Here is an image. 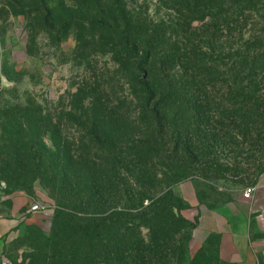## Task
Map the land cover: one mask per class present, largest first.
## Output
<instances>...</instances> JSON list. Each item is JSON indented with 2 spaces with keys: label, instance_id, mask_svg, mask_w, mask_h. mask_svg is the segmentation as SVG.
<instances>
[{
  "label": "rangeland",
  "instance_id": "rangeland-1",
  "mask_svg": "<svg viewBox=\"0 0 264 264\" xmlns=\"http://www.w3.org/2000/svg\"><path fill=\"white\" fill-rule=\"evenodd\" d=\"M85 3L0 0V223L10 225L0 234V264L70 262L78 233L59 209L92 221L112 209L149 213L141 223L117 220L92 243L128 239L136 251L153 249L151 264H229L218 240L191 241L179 189L192 183L212 205L264 181V0H112L124 16L113 31L78 25ZM130 16L154 47L150 64L139 37L119 36ZM243 57L254 65L240 76ZM148 69L158 95L170 81L178 90L166 115H142L129 89ZM98 101L107 111L118 102L129 109L109 118L111 134L90 124ZM29 104L36 109L19 125L16 106ZM86 162L108 165L96 171ZM41 179H57L56 198ZM162 194L180 210L157 200ZM35 202L41 207L31 212Z\"/></svg>",
  "mask_w": 264,
  "mask_h": 264
},
{
  "label": "trees",
  "instance_id": "trees-1",
  "mask_svg": "<svg viewBox=\"0 0 264 264\" xmlns=\"http://www.w3.org/2000/svg\"><path fill=\"white\" fill-rule=\"evenodd\" d=\"M78 4H82L85 2H89L86 7H80L79 9V19L77 21V24L81 27H89V28H102L103 30H110L113 31L112 27H116L117 29L121 26L124 16H118L114 15V8L112 7V0H109V5H104L103 8L98 5L96 1L92 0H77ZM118 0H113L114 3L117 5ZM111 2V5H110ZM86 4V3H85ZM189 13L192 14V8L190 7V4H188ZM104 10V11H103ZM105 12H109V15H105ZM106 20V21H104ZM111 24V26L106 25L104 22H108ZM126 26H129V30L125 31V35L121 31L119 36L121 37V40L123 38H127L129 41L135 42L136 37H139V44H143L142 46L145 48L144 52V60L147 64H150L153 58L155 57L156 53L154 52V47L150 44H148L146 41H142V36L145 35V30L142 29V25L138 24V22H134L133 19H131V16L129 18V21L126 22ZM135 27L139 29L136 30ZM138 33H142L139 35ZM136 36V37H135ZM132 42V43H133ZM138 42V41H137ZM239 65V74H244L245 67L254 65V60L249 57H243L242 59L238 60ZM253 63V64H252ZM244 67V68H242ZM136 71L137 69L134 68ZM150 69V68H149ZM147 70L146 76L141 80L138 78H134L132 85L129 89L136 90L139 94L138 101H139V108L141 109L140 112H142V115H150L151 109H163L162 115L165 114L167 109L171 110V107L175 105V102L177 101L178 96V90L171 84L172 81L167 84L166 89H164V94L158 95V91L154 89L151 85V80L149 79L151 77L150 70ZM250 74L247 73V76ZM239 76V77H240ZM243 80V77H242ZM157 92H156V91ZM245 89L240 88V91L238 90V93H244ZM95 111L92 115L91 125L95 127V129H98L101 133H113L115 132L114 125L112 124V121H110L111 116H122V113L127 112L129 109L128 107H125L123 102H118L114 107H111L110 110H106V106L104 104L102 105L99 103H95ZM33 109H36L35 107L31 106L30 104L27 106H16V111L14 116L16 120L19 121V125L24 124L23 120H25L27 117L31 116L33 114ZM148 114V115H147ZM166 115V114H165ZM22 120V121H21ZM119 122V120H118ZM114 123V122H113ZM120 123V122H119ZM124 124L122 123V127L125 125V129L129 128V125H131V122L125 121ZM49 125V123H46ZM109 126V129L106 127ZM54 130V129H53ZM54 132V131H53ZM149 142L155 141L154 137L149 135ZM54 147L57 148V144L55 143ZM135 145H130L125 149H131L134 148ZM142 147V146H141ZM144 149V148H142ZM140 150V149H139ZM139 150H137L134 153H137ZM128 151H124L123 153H126ZM69 164V163H68ZM80 165V164H79ZM106 165H103L102 162L96 164L91 162L83 163L81 166L86 169H94L96 171H100L101 168H104ZM103 166V167H102ZM81 167V168H82ZM35 179H27V182H33ZM42 186L47 190V192L50 194L51 198H56L54 195V189L57 187V179H41L40 180ZM79 199V198H78ZM157 200L162 201L165 206L171 205L173 208H175L177 211L182 210V201L181 206L179 207L177 201L170 197V195L162 194L160 195ZM83 201V202H82ZM77 202V201H75ZM79 202H82L81 204H85V201L83 199H80ZM142 202V201H141ZM74 204V201H71V205ZM111 210V209H109ZM58 216L63 217L78 233L79 242L72 246L73 253L70 256V262L66 264H151V259L155 257L153 254V249L148 247V250L144 254L141 250H137V245L130 242V240L126 239L123 241V239L117 240L116 238L109 239L104 242H100L97 244H93L92 241L95 239H98L97 236H99L102 229L105 227H109L111 224L116 222L117 220H123L126 222L135 221L136 223H141L143 221H146L149 217V213H140L137 215H132L130 211L122 210V211H116L113 210L109 212V214L97 221L87 220V219H79L77 214L70 210L65 209H59L56 211ZM184 218V217H183ZM185 221L192 223L191 221L184 218ZM193 224V223H192ZM194 227V224L192 225L191 229ZM53 229L51 230L52 233ZM84 243V244H83ZM86 249V250H85ZM163 252H157V254H162ZM156 254V253H155ZM101 261L99 262V260ZM85 260V263H83ZM56 264V263H51Z\"/></svg>",
  "mask_w": 264,
  "mask_h": 264
},
{
  "label": "crops",
  "instance_id": "crops-1",
  "mask_svg": "<svg viewBox=\"0 0 264 264\" xmlns=\"http://www.w3.org/2000/svg\"><path fill=\"white\" fill-rule=\"evenodd\" d=\"M243 191L209 205L202 202L192 183L180 186L181 215L194 223L191 241L197 245L218 240L229 264H264V181L254 186L248 198ZM23 199L15 200L21 206ZM0 223V234L10 227ZM1 243V241H0Z\"/></svg>",
  "mask_w": 264,
  "mask_h": 264
},
{
  "label": "built area",
  "instance_id": "built-area-1",
  "mask_svg": "<svg viewBox=\"0 0 264 264\" xmlns=\"http://www.w3.org/2000/svg\"><path fill=\"white\" fill-rule=\"evenodd\" d=\"M253 190H254V187H249V188L245 189L243 192V196L245 198H248L251 195V193L253 192ZM40 207H41L40 204L35 202L32 205H30V211L31 212H37L40 209Z\"/></svg>",
  "mask_w": 264,
  "mask_h": 264
}]
</instances>
